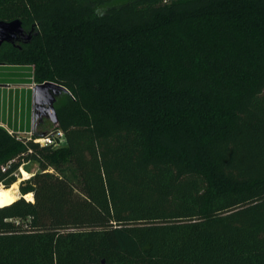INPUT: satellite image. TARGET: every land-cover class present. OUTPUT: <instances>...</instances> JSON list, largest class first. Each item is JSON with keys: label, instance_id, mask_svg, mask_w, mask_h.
Returning a JSON list of instances; mask_svg holds the SVG:
<instances>
[{"label": "trees", "instance_id": "trees-1", "mask_svg": "<svg viewBox=\"0 0 264 264\" xmlns=\"http://www.w3.org/2000/svg\"><path fill=\"white\" fill-rule=\"evenodd\" d=\"M17 19L0 68L68 90L79 185L0 127V185L40 166L0 208V264H264V0H0Z\"/></svg>", "mask_w": 264, "mask_h": 264}, {"label": "rangeland", "instance_id": "rangeland-1", "mask_svg": "<svg viewBox=\"0 0 264 264\" xmlns=\"http://www.w3.org/2000/svg\"><path fill=\"white\" fill-rule=\"evenodd\" d=\"M4 71L0 70V73ZM6 73V72H5ZM22 75H27V73L29 72H22ZM31 76L33 74H30ZM13 79V81H18L17 83H7L5 84L6 86H1L0 87V91L2 93V91H4V97L5 101L8 103V106L6 107V109H9V112L12 110H16V108L14 109L13 106H15L14 103H16L18 100H20L19 98H25V90H29L31 87L34 89V87L39 84L36 83L33 79V77L29 78V76H22V77H13L11 78ZM10 79V80H11ZM20 79V80H19ZM22 81V82H19ZM10 84V85H9ZM6 91V92H5ZM30 91V90H29ZM28 98L30 100V97L28 95ZM17 100V101H16ZM33 103V117H32V124L30 125V127L28 126L27 129L23 128L21 130V132H13L11 131V133L18 135V137L21 138H30L32 137V135H34L35 133H42L45 134L46 136L49 135L51 133V135H55V131H56V125H53L52 122V118H51V113H45L43 114L42 111L38 108L37 103H34V99L32 100ZM10 105V106H9ZM5 114V111L3 113V115ZM4 116L11 118V116L8 114V116L5 114ZM1 118V117H0ZM0 127H3L7 130H11L10 127H8L6 124H2L0 122ZM30 131V132H29ZM43 136V137H46ZM38 139H42V137L38 138ZM64 144H60L59 146H55V147H59L62 148V152L59 153V155L55 158V160L53 161V166H52V170L55 172H58L60 175H62L63 177L68 178L72 183L79 185V175L77 170L75 169V167L73 166V164H71L68 159H66V151L64 150L63 147ZM24 172L29 174V177L26 178L24 175ZM40 172V166L38 163L36 162H28L23 164L19 170L16 171V176L18 178V181L12 185V187H10L9 189L11 190V193L15 196L18 197V199L20 197H22L20 189H19V185L23 180L29 179L31 176H33L34 174ZM18 185V193L16 190V187ZM0 187H4L3 185H0ZM33 195V194H32ZM25 199L29 200V201H34V196H32V198H28L25 196Z\"/></svg>", "mask_w": 264, "mask_h": 264}, {"label": "crops", "instance_id": "crops-1", "mask_svg": "<svg viewBox=\"0 0 264 264\" xmlns=\"http://www.w3.org/2000/svg\"><path fill=\"white\" fill-rule=\"evenodd\" d=\"M0 70H3V72L0 73V87L1 86H6L5 84L7 83H17L18 81H13V77H24V76H29V78L32 76V72L28 68L24 67H7L5 66L3 68H0ZM6 72V73H5ZM22 72H29L27 75H22ZM11 79V80H10ZM20 80V79H19ZM22 82V81H19ZM10 85V84H9ZM1 90V89H0ZM30 90V91H29ZM29 90H25V98L20 97V100H16L17 102L14 103L16 110H11L9 112V109L5 107V105H8V103L4 100L5 98L2 97L4 96V91H0V122L2 124H6L8 127L11 128V131L13 132H21L23 128L27 129L28 126L32 124V117H33V88L31 87ZM6 92V91H5ZM28 95L30 97V100L28 98ZM10 106V105H9ZM14 108V109H15ZM5 111V114L8 116V114L11 116V118H8L3 115ZM30 132V131H29Z\"/></svg>", "mask_w": 264, "mask_h": 264}, {"label": "water", "instance_id": "water-1", "mask_svg": "<svg viewBox=\"0 0 264 264\" xmlns=\"http://www.w3.org/2000/svg\"><path fill=\"white\" fill-rule=\"evenodd\" d=\"M24 35L25 31L21 20H0V46L5 42H11ZM61 92H68V90L64 86L50 81L37 84L33 89L34 103H37L40 110L51 113L54 125H58L55 102Z\"/></svg>", "mask_w": 264, "mask_h": 264}, {"label": "built area", "instance_id": "built-area-1", "mask_svg": "<svg viewBox=\"0 0 264 264\" xmlns=\"http://www.w3.org/2000/svg\"><path fill=\"white\" fill-rule=\"evenodd\" d=\"M54 133L55 135H51L50 133L46 137H42V139H37L35 141L43 145H55V146H59L60 144L66 143V137L63 131L56 129Z\"/></svg>", "mask_w": 264, "mask_h": 264}, {"label": "bare ground", "instance_id": "bare-ground-1", "mask_svg": "<svg viewBox=\"0 0 264 264\" xmlns=\"http://www.w3.org/2000/svg\"><path fill=\"white\" fill-rule=\"evenodd\" d=\"M24 175L26 178L29 177V174L26 172H24ZM32 196L31 193L26 195L28 198H32ZM17 199L18 197L13 195L9 188L0 187V208L14 203Z\"/></svg>", "mask_w": 264, "mask_h": 264}, {"label": "flooded vegetation", "instance_id": "flooded-vegetation-1", "mask_svg": "<svg viewBox=\"0 0 264 264\" xmlns=\"http://www.w3.org/2000/svg\"><path fill=\"white\" fill-rule=\"evenodd\" d=\"M41 111H42V110H41ZM42 113H43V114H45V113H47V112H45V111H42Z\"/></svg>", "mask_w": 264, "mask_h": 264}]
</instances>
